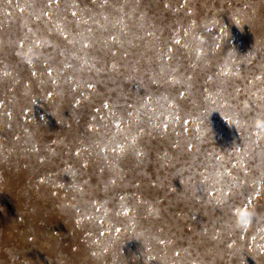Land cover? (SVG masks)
Here are the masks:
<instances>
[{
  "label": "rangeland",
  "instance_id": "obj_1",
  "mask_svg": "<svg viewBox=\"0 0 264 264\" xmlns=\"http://www.w3.org/2000/svg\"><path fill=\"white\" fill-rule=\"evenodd\" d=\"M257 119L264 0H0V264H264Z\"/></svg>",
  "mask_w": 264,
  "mask_h": 264
},
{
  "label": "clouds",
  "instance_id": "obj_2",
  "mask_svg": "<svg viewBox=\"0 0 264 264\" xmlns=\"http://www.w3.org/2000/svg\"><path fill=\"white\" fill-rule=\"evenodd\" d=\"M31 49H29V53ZM255 128L261 133L264 134V119H257L254 122ZM234 221L233 225L235 228L240 230H246L248 224L251 222L252 213L249 211L247 206L236 207L233 209Z\"/></svg>",
  "mask_w": 264,
  "mask_h": 264
},
{
  "label": "snow or ice",
  "instance_id": "obj_3",
  "mask_svg": "<svg viewBox=\"0 0 264 264\" xmlns=\"http://www.w3.org/2000/svg\"><path fill=\"white\" fill-rule=\"evenodd\" d=\"M21 47H23V45H21ZM29 62H31V61H29ZM246 206V205H245Z\"/></svg>",
  "mask_w": 264,
  "mask_h": 264
}]
</instances>
